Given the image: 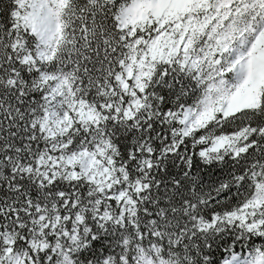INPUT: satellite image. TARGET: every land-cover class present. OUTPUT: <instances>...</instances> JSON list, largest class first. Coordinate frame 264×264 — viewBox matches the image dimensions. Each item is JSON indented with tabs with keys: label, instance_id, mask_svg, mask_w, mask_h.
Masks as SVG:
<instances>
[{
	"label": "snow or ice",
	"instance_id": "6c2138e0",
	"mask_svg": "<svg viewBox=\"0 0 264 264\" xmlns=\"http://www.w3.org/2000/svg\"><path fill=\"white\" fill-rule=\"evenodd\" d=\"M0 264H264V0H0Z\"/></svg>",
	"mask_w": 264,
	"mask_h": 264
}]
</instances>
